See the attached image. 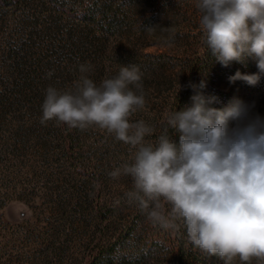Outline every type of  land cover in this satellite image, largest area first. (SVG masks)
Here are the masks:
<instances>
[{
    "label": "rangeland",
    "instance_id": "rangeland-1",
    "mask_svg": "<svg viewBox=\"0 0 264 264\" xmlns=\"http://www.w3.org/2000/svg\"><path fill=\"white\" fill-rule=\"evenodd\" d=\"M195 2L0 0V264H224L188 242L182 221L166 231L127 203L131 177L109 173L133 161L130 145L40 123L47 87L73 88L80 64L97 84L139 67L146 107L131 119L153 126L146 143L165 128L176 134L167 114L191 107L197 92L216 108L242 101L264 119V75L255 86L229 83L237 71L257 74L256 62H216Z\"/></svg>",
    "mask_w": 264,
    "mask_h": 264
},
{
    "label": "clouds",
    "instance_id": "clouds-1",
    "mask_svg": "<svg viewBox=\"0 0 264 264\" xmlns=\"http://www.w3.org/2000/svg\"><path fill=\"white\" fill-rule=\"evenodd\" d=\"M195 7L216 62L224 67L248 58L256 62L257 74L237 71L229 83L255 86L264 75V0H196ZM91 70V64H80L71 89L47 87L40 123L95 128L130 145L133 161L109 173L112 179L131 177L127 203L138 204L153 226L166 231L182 221L188 242L208 257L264 264V119L242 101L216 108L211 106L216 97L197 92L191 107L167 114L178 140L165 128L154 144L146 143L153 126L131 119L146 107L139 67L122 65L99 84L88 77Z\"/></svg>",
    "mask_w": 264,
    "mask_h": 264
},
{
    "label": "trees",
    "instance_id": "trees-1",
    "mask_svg": "<svg viewBox=\"0 0 264 264\" xmlns=\"http://www.w3.org/2000/svg\"><path fill=\"white\" fill-rule=\"evenodd\" d=\"M171 138H173L174 140H178V133H171Z\"/></svg>",
    "mask_w": 264,
    "mask_h": 264
}]
</instances>
